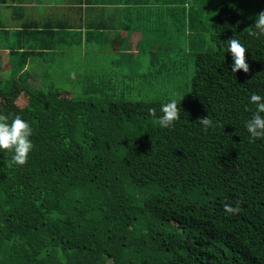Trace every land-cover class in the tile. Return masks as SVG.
I'll return each instance as SVG.
<instances>
[{"label": "trees", "instance_id": "obj_1", "mask_svg": "<svg viewBox=\"0 0 264 264\" xmlns=\"http://www.w3.org/2000/svg\"><path fill=\"white\" fill-rule=\"evenodd\" d=\"M87 1L132 14L122 28L148 45L134 55L147 50L140 77L150 88L163 78L165 91L95 98L31 86L35 52L11 49L0 113L29 123L33 147L23 165L0 151V264H264V138L245 128L249 95L264 94V36L249 35L264 0ZM233 38L247 72H231ZM187 62L189 81L175 82ZM170 99L180 118L160 128ZM206 114L214 128L199 124Z\"/></svg>", "mask_w": 264, "mask_h": 264}, {"label": "crops", "instance_id": "obj_2", "mask_svg": "<svg viewBox=\"0 0 264 264\" xmlns=\"http://www.w3.org/2000/svg\"><path fill=\"white\" fill-rule=\"evenodd\" d=\"M119 9L86 0H0V65L10 67L16 45L35 52L27 59L28 82L38 76L31 66L36 62H98L109 53L117 57L110 62L128 59L136 52L129 44L139 39L137 31L127 35L122 28L132 14ZM4 64L2 73L9 70Z\"/></svg>", "mask_w": 264, "mask_h": 264}, {"label": "rangeland", "instance_id": "obj_3", "mask_svg": "<svg viewBox=\"0 0 264 264\" xmlns=\"http://www.w3.org/2000/svg\"><path fill=\"white\" fill-rule=\"evenodd\" d=\"M137 29L139 31L136 32V35L134 34V37L137 36L138 42L129 44L130 49L134 50V52L148 47L145 42L141 43L143 33L142 30ZM146 52L147 50L141 52L136 62L134 61V55L136 54L120 62H110L109 60H114L117 57L113 53H109L107 58L99 59L98 62H36L34 67V63H32L31 66L35 69V73L38 76L34 78L33 82L29 81V83L31 86L39 87L52 82L53 85L76 97L91 96L103 98L111 96L112 98L123 99L146 98L151 93L164 92L166 84V81L160 78V81L157 79L153 88H150L141 79L142 77L140 76L148 70L149 62ZM3 64L4 62H1V66ZM4 65H6V68L9 67L8 62H5ZM192 68L193 62H187L183 70L179 68L177 73L173 75L174 81L188 82L191 77ZM1 76L3 80L8 78L9 70L4 73L1 71ZM178 93V91H170V95L172 96H177ZM24 99L22 97L21 102L24 103Z\"/></svg>", "mask_w": 264, "mask_h": 264}, {"label": "clouds", "instance_id": "obj_4", "mask_svg": "<svg viewBox=\"0 0 264 264\" xmlns=\"http://www.w3.org/2000/svg\"><path fill=\"white\" fill-rule=\"evenodd\" d=\"M254 31H250L249 35L264 36V10H261L253 19ZM231 56V72L237 70L243 72L248 71V63L246 62L245 52L246 46L238 39H230L227 49ZM248 103L254 105L250 118L245 120V128L251 139L264 138V94L253 92L248 97ZM152 111V110H150ZM161 115L156 118L155 124L160 128H169L180 118V108L176 99H170L167 103L162 104ZM199 124L204 130L214 128L215 122L206 114L199 118ZM32 128L29 123L16 115L9 122V117L0 113V151H10L12 153L10 164L23 165L33 144L30 139ZM224 210L227 213H235L239 211V203L236 206L232 204H224Z\"/></svg>", "mask_w": 264, "mask_h": 264}]
</instances>
